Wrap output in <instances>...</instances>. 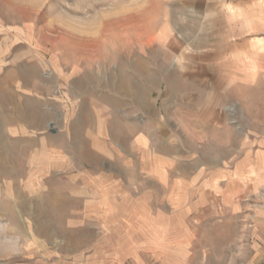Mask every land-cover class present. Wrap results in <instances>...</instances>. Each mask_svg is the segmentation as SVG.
<instances>
[{
	"label": "rangeland",
	"instance_id": "rangeland-1",
	"mask_svg": "<svg viewBox=\"0 0 264 264\" xmlns=\"http://www.w3.org/2000/svg\"><path fill=\"white\" fill-rule=\"evenodd\" d=\"M262 172L264 0H0V264H246Z\"/></svg>",
	"mask_w": 264,
	"mask_h": 264
},
{
	"label": "crops",
	"instance_id": "crops-1",
	"mask_svg": "<svg viewBox=\"0 0 264 264\" xmlns=\"http://www.w3.org/2000/svg\"><path fill=\"white\" fill-rule=\"evenodd\" d=\"M261 175H264V172ZM255 177H257V173H255ZM244 219L248 225L250 224L249 237L251 241V254L246 264H264V198L258 204L254 214L247 215Z\"/></svg>",
	"mask_w": 264,
	"mask_h": 264
}]
</instances>
